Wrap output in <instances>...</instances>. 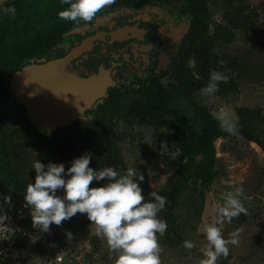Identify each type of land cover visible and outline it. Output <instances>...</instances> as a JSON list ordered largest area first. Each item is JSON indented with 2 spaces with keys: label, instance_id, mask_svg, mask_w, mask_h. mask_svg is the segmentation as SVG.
Segmentation results:
<instances>
[{
  "label": "rangeland",
  "instance_id": "rangeland-1",
  "mask_svg": "<svg viewBox=\"0 0 264 264\" xmlns=\"http://www.w3.org/2000/svg\"><path fill=\"white\" fill-rule=\"evenodd\" d=\"M203 5L205 8L199 16L200 24L195 32L204 30L203 39L208 35L214 42L210 51L212 66L209 73L213 69L220 71L229 76L228 82H220L219 90L215 94L203 95L200 90L209 82V73L208 77L206 73L204 77L200 76L199 66L202 63V66L206 67V64L201 58H198L201 61L198 62L193 53L187 56L184 54L183 63V67L191 76L187 77L181 69H175L173 71L176 73L179 71L177 81L169 74L170 77L162 80L164 84L161 82L160 84L164 86V90L172 94L171 97H175L174 100L169 99L170 105L177 107L188 117L193 115L194 105L205 107L214 118L221 108L233 119H236V111H247V122L243 131L246 135L252 134L256 140L250 141L241 134H229L226 138L214 142L216 177L205 192L201 208L193 207L190 202L189 197L198 196L190 189L178 199L169 230L163 235L157 233L158 243L162 249L160 264H199V261L205 258L204 248L208 243L205 239V225L216 221L217 205L222 206L227 194L229 192L235 194L238 187L243 188V195L239 198L247 208V214L242 213L232 218L230 223L223 224L222 236L227 240L230 239L231 233L238 232V244H229L228 256L221 255L216 264H264V0H203ZM229 13L240 21H243L242 17H246L247 20V16L250 15L253 24L250 25L247 21L242 29L229 30L231 33L226 32V37L221 43V39L215 38V33L220 28L223 32L226 31L224 29L231 20ZM212 35L214 36L211 37ZM14 36L13 34L6 43V50L12 44L18 43ZM203 39L194 47L197 48L200 42L205 41ZM215 57L218 58L216 63ZM190 58L195 59L194 67L187 63ZM188 80L194 83L193 88L192 83L186 84ZM170 81L174 83L176 93L175 90L166 88ZM197 81L205 83L198 88ZM119 98L118 114L112 119L114 144L122 161L117 170L123 172L128 167L136 168L144 176L140 183L142 194L149 198L148 194L151 191L159 194L166 188L168 178L178 168V151L173 139L180 129L170 114L166 116L165 124L159 128L141 123V120L134 114L131 115L129 110L131 106L136 105L137 99L140 100L139 95L129 92ZM9 103L5 100L1 104L4 113L0 117V129L1 133H5L6 136H3L7 140L4 141L5 146L0 143V152L8 173L19 180L18 188L25 189L29 183H34L35 159L45 164L64 163L67 169L73 159L67 162L60 160L58 156L53 157L44 146V141L49 140L52 133L63 128L49 135L40 133L30 127L29 119L22 108L17 107L14 110L13 101L11 105ZM89 122L78 125H86ZM99 139L100 136L95 135L91 141L96 143ZM85 141L86 137L79 140L80 143ZM165 157H168L172 164L167 173L164 172L162 161ZM1 180L0 172V184ZM14 188V186L5 190L0 188V202L2 196L11 195L10 191ZM4 208L7 211L9 206L4 205ZM50 228L49 233L34 229L35 236L48 239V249H40L23 264H50L46 261L49 255L53 257L68 254L71 258L70 255L74 252L82 256L80 260L82 263L70 259L65 264H115L117 253L108 248L104 239L96 236L95 225L90 224L86 214L77 213L70 220L62 221L60 226L51 225ZM66 229L73 233L72 239L66 238ZM186 240L191 241L194 247L185 248L183 242Z\"/></svg>",
  "mask_w": 264,
  "mask_h": 264
},
{
  "label": "flooded vegetation",
  "instance_id": "flooded-vegetation-1",
  "mask_svg": "<svg viewBox=\"0 0 264 264\" xmlns=\"http://www.w3.org/2000/svg\"><path fill=\"white\" fill-rule=\"evenodd\" d=\"M13 6L14 14L4 11ZM68 7L64 0H9L0 7V42L6 46L14 34L20 45L18 53L23 54L15 68L0 60V95H5L0 99L1 116L5 100L9 105L13 101L14 110L20 107L27 115L12 90L11 80L25 69L32 76L31 67L43 63L53 64V76L56 74L62 82L68 83L71 76L109 81L105 96L95 100L83 112L84 119L74 120L72 125L92 121L110 95H137L136 90L160 84L170 75L177 81L179 71L173 70L184 72V54L199 42L195 24L205 8L203 0H111L91 21L73 22L58 17ZM5 55L1 53L2 58ZM173 84L170 81L166 88L175 89ZM35 87L41 85L36 83Z\"/></svg>",
  "mask_w": 264,
  "mask_h": 264
},
{
  "label": "clouds",
  "instance_id": "clouds-1",
  "mask_svg": "<svg viewBox=\"0 0 264 264\" xmlns=\"http://www.w3.org/2000/svg\"><path fill=\"white\" fill-rule=\"evenodd\" d=\"M68 8L60 11L58 17L73 22L91 21L96 13L111 3V0H64ZM15 13V7L4 9ZM187 63L195 66V59ZM229 76L215 69L209 73V82L200 91L203 95H213L219 90V83H227ZM216 119L222 131L231 135L239 133L238 118L233 119L221 108ZM93 156L90 152L73 158L70 166L64 163L48 162L35 159L33 169L36 173L34 183H29L24 190V207L31 217V226L39 232L49 233L50 226H60L62 221L70 220L77 213L86 214L91 225H95L97 237L106 241L108 248L117 253L115 264H160L162 251L157 233L163 235L167 222L158 217L166 204V197L155 191L146 198L142 194L140 183L144 176L134 167L123 172L112 166L102 169L89 167ZM139 173V174H138ZM93 181L98 187H89ZM243 188L229 192L222 206L217 205V219L205 225L204 259L199 264H216L218 258L229 254L228 245L238 244V232L230 234V239L222 236V226L231 222L240 214H247V208L239 198ZM4 205L12 206L11 195H3L0 202V223L9 220ZM219 225V226H218ZM67 239L73 233L65 230ZM183 246L191 249L194 244L184 241Z\"/></svg>",
  "mask_w": 264,
  "mask_h": 264
},
{
  "label": "trees",
  "instance_id": "trees-1",
  "mask_svg": "<svg viewBox=\"0 0 264 264\" xmlns=\"http://www.w3.org/2000/svg\"><path fill=\"white\" fill-rule=\"evenodd\" d=\"M231 20L229 21L228 27L222 31L220 28L215 33L216 39H224L226 32L230 34V31H235L237 29H242L245 26V23L248 21L250 25L251 16L240 19L233 16L229 13ZM255 17V16H253ZM236 22V23H235ZM200 24V20H196V28ZM204 30L198 31L197 39L200 41L203 39ZM212 35L211 37H213ZM194 36L190 38L191 43L194 40ZM208 35L204 36L205 41L200 42V45L195 48L193 45L192 51L186 53L185 55H195L198 62H201L198 58H201L202 62H205L206 67L202 63L199 66L200 76L204 77L205 73L207 74L212 66L210 62L212 61L211 49L214 46V42L211 41L212 38H209ZM215 39V40H216ZM230 41V39H228ZM227 42V41H226ZM15 47H10L6 50V46L0 42V60L3 59L6 61L12 68L17 67L20 60H22L23 54L18 53L19 44H16ZM210 47V49H209ZM28 49V48H27ZM26 51V50H25ZM1 53L6 54L4 58L1 57ZM218 60L215 57V63ZM1 68V65H0ZM204 68V69H203ZM205 70V71H204ZM1 71V69H0ZM185 75L189 77L190 72L184 68ZM191 76V75H190ZM192 78V77H191ZM188 83H192V80H188ZM205 82L197 81L198 88L204 85ZM193 88V87H192ZM170 90H175L173 86L169 87ZM0 92L3 94V89L0 86ZM139 95V101H135L136 105L130 107L131 115L138 117L141 120V123L150 124L155 128L163 126L166 122V116L171 115L174 122L177 124L180 131L174 136L175 148L178 151L177 162L178 168L169 178L166 188L159 193V195L166 197V204L162 211H160L158 216L159 218L164 219L167 222V230H169L172 222V213L177 206L178 199L181 195L187 190H191L193 194L198 196L189 197L191 199L193 207L201 208L205 196L206 190L212 185L215 177V164H216V150L214 142L217 139L226 138L229 133L221 130L219 122L214 118L208 109L205 107L194 105L193 106V115L188 117L187 115L181 113L177 107L171 106L169 99L174 100L175 97H171L172 94L168 93L166 90L161 88L160 84L155 83L150 85L148 88H140L135 91ZM176 93V91H175ZM1 94V93H0ZM181 94V92H178ZM141 95V96H140ZM5 95H0V99L4 98ZM113 97L110 95L109 100L104 105L98 108V112L95 114L94 119L86 125H73L71 127H64L54 133L49 137V140L44 141V146L46 151L51 154L53 157L58 156L60 160L69 161L74 157H79L85 152L92 153V160L89 167L102 169L107 166H112L116 169L122 165L120 160L119 153L116 147L112 119L117 117L118 114V105L119 97ZM137 102V103H136ZM143 106L142 108H140ZM89 113V112H88ZM247 111L238 110L236 111V118H238V127L239 133L245 136L246 139L250 141L256 140L252 134L244 133L243 128H245ZM1 117V112H0ZM126 118L125 116H121ZM84 124V123H81ZM0 129V143L1 145H6L4 143L7 140L5 133H1ZM99 135L100 139L96 143H92L91 139ZM6 136V135H5ZM85 142L80 143V139H85ZM26 139V137L24 138ZM89 141V142H88ZM0 152V161L1 167L0 172L2 174V182L0 188L8 189L14 186V190L10 191L12 195V204L21 203L24 201L23 188H18L20 185L19 180L12 177L6 168L5 160H2ZM5 158V156H4ZM164 162V172L167 173L172 166L171 162L168 161V157L162 158ZM103 181L97 183L93 181L90 184V187H98L102 184ZM198 206V207H197ZM196 209V212H198ZM45 249V248H43ZM48 249V248H47ZM68 254L63 255V262L60 264H65L71 258ZM52 256L49 255L46 258L48 263H52Z\"/></svg>",
  "mask_w": 264,
  "mask_h": 264
},
{
  "label": "water",
  "instance_id": "water-1",
  "mask_svg": "<svg viewBox=\"0 0 264 264\" xmlns=\"http://www.w3.org/2000/svg\"><path fill=\"white\" fill-rule=\"evenodd\" d=\"M8 1L0 0V7ZM62 62L65 63L66 60ZM31 68L32 76L28 74L29 69L13 76L12 90L25 107L27 117L37 131L46 135L70 126L74 120L84 119L85 109L105 96V88L109 84L107 78L105 81L96 77L81 80L74 76L70 77L68 83L65 80L62 82L56 74L53 76L55 66L49 63ZM38 70L45 73L38 74ZM36 83L41 87H35Z\"/></svg>",
  "mask_w": 264,
  "mask_h": 264
},
{
  "label": "built area",
  "instance_id": "built-area-1",
  "mask_svg": "<svg viewBox=\"0 0 264 264\" xmlns=\"http://www.w3.org/2000/svg\"><path fill=\"white\" fill-rule=\"evenodd\" d=\"M25 202L12 204L6 211L9 220L0 223V264H23L40 249L47 248L48 239L35 236L31 226V217ZM71 260L79 263L82 256L77 252L72 253ZM53 264L63 262V254L52 257Z\"/></svg>",
  "mask_w": 264,
  "mask_h": 264
}]
</instances>
